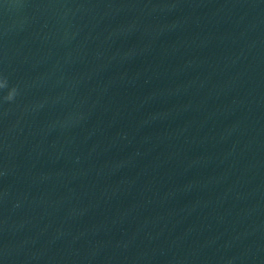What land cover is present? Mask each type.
<instances>
[{
    "label": "water",
    "instance_id": "1",
    "mask_svg": "<svg viewBox=\"0 0 264 264\" xmlns=\"http://www.w3.org/2000/svg\"><path fill=\"white\" fill-rule=\"evenodd\" d=\"M0 264H264V0H0Z\"/></svg>",
    "mask_w": 264,
    "mask_h": 264
}]
</instances>
